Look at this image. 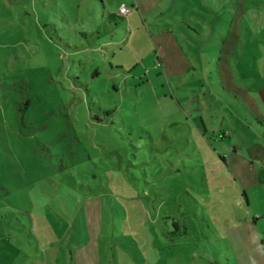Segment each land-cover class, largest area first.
Here are the masks:
<instances>
[{
    "label": "rangeland",
    "instance_id": "rangeland-1",
    "mask_svg": "<svg viewBox=\"0 0 264 264\" xmlns=\"http://www.w3.org/2000/svg\"><path fill=\"white\" fill-rule=\"evenodd\" d=\"M103 1L0 0V264H264V0Z\"/></svg>",
    "mask_w": 264,
    "mask_h": 264
},
{
    "label": "crops",
    "instance_id": "crops-1",
    "mask_svg": "<svg viewBox=\"0 0 264 264\" xmlns=\"http://www.w3.org/2000/svg\"><path fill=\"white\" fill-rule=\"evenodd\" d=\"M233 2L237 6V9H236V14H237L239 12V2H237V1H233ZM100 4L102 6H104V1L100 0ZM119 9H120V7H119ZM241 12L238 14L237 20H239V19L241 20V17H244V16L247 17L249 20L251 19L250 13L245 8H243ZM117 16H118V18H121L122 20L127 22L126 13H121L119 11L117 13H115V14L113 12L110 13L109 14V19H111V18L115 19ZM181 21L184 22L185 25H186V28L184 29V32L186 34H187V31H190V32H192L191 35L193 37H196V38H203L204 37L203 32H202L203 26H201L199 24V22H195V23H197V25L192 26L185 19H182ZM259 21L262 22V26H264V13L262 14V16L260 15ZM252 23H254V22H252ZM256 33H257L256 34L257 36L255 38H257V41L255 42V45L256 46L258 45V48H259L258 52L260 53V57H262L264 59V30L263 29L262 30L256 29ZM234 37L235 38L231 39V42H234V49H235L237 47V45L240 44V41H242V40L239 37L237 38V36H234ZM249 37L252 38V36H249ZM252 43H254L253 39H252ZM252 43L248 42V41L245 42L244 44L242 43L241 46L244 47V50L242 51V53H250V54L252 53V54H254V49L251 47ZM245 48L247 49L246 51H245ZM256 57H257V55H254V60L253 61H256L255 60ZM156 58L160 59V61H161V64L159 66H157L155 64V59ZM236 64H237V67L241 70V72L244 75H246V76L256 75L257 74L258 65L255 62H249V61L243 60V61L236 62ZM263 64H264V60H263ZM154 66H155V68H159V67L164 68L165 67L164 59H163V56H162V54L160 52H158L155 55V57H154ZM260 69H262V68H260ZM262 71H264V67H263ZM215 73L216 74L219 73L217 69H215ZM217 83H218V86H219L218 91L221 92L222 94H224V97L227 100L231 101L232 103L240 101V103H242V105L246 109V111L249 114L252 115V120L254 121L256 127H262V128L264 127V120L262 119V117L260 115H256V113L243 101V99L240 96L237 95V93L232 92L229 88L224 86L221 81H219ZM262 89H263L262 95H263V99H264V88H262ZM200 120H201L202 126L204 127V129L206 131L208 130L207 127H209V129H210V127L211 128H216L214 123L212 121L210 122L207 118H205V120L207 121L206 124H205L204 119L202 117L200 118ZM174 123H178V122L173 121L172 124H174ZM218 131H219V134H221V137L230 135V130L228 128H223L222 125L219 126ZM213 135H215V134L213 133L212 136ZM232 150L235 151L236 147L233 146ZM220 158L226 163V166H228L226 158L223 155H221V154H220ZM258 176H259V178L262 177L264 179V165L259 168Z\"/></svg>",
    "mask_w": 264,
    "mask_h": 264
},
{
    "label": "trees",
    "instance_id": "trees-1",
    "mask_svg": "<svg viewBox=\"0 0 264 264\" xmlns=\"http://www.w3.org/2000/svg\"><path fill=\"white\" fill-rule=\"evenodd\" d=\"M118 17V16H117ZM28 105H29V100L27 99V100H25L24 102H23V105H21L20 107H19V118L21 119V121H23V119H24V116H25V112H26V110H27V107H28ZM184 231H185V227H184Z\"/></svg>",
    "mask_w": 264,
    "mask_h": 264
},
{
    "label": "built area",
    "instance_id": "built-area-1",
    "mask_svg": "<svg viewBox=\"0 0 264 264\" xmlns=\"http://www.w3.org/2000/svg\"><path fill=\"white\" fill-rule=\"evenodd\" d=\"M119 10H120L121 13H126V12H127V8H126L125 6L120 7ZM155 64H156L157 66H159V65L161 64L160 59L156 58V59H155Z\"/></svg>",
    "mask_w": 264,
    "mask_h": 264
}]
</instances>
